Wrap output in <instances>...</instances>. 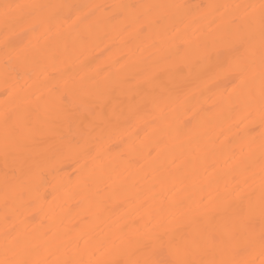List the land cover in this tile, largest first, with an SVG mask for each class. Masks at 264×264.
Segmentation results:
<instances>
[{
    "label": "bare ground",
    "instance_id": "1",
    "mask_svg": "<svg viewBox=\"0 0 264 264\" xmlns=\"http://www.w3.org/2000/svg\"><path fill=\"white\" fill-rule=\"evenodd\" d=\"M5 3L188 8L175 22L178 34L174 25L128 30V20H108L121 10L84 8L81 16L91 18L79 26L58 21L32 36L39 56L24 65L6 59L0 23V257L6 231L15 228L40 247L54 235H87L93 245L107 244L109 251L93 256L90 247L85 259L124 261L128 256L118 238L124 233L116 225L126 230L139 226L162 198L196 208L201 197L215 199L226 194V187L231 190L235 162L230 157L247 156L248 144L252 138L258 141L264 129L258 121L245 129L238 109L222 102L226 88L217 85L195 41L209 38L216 27L208 5L259 0H0ZM154 41L162 42L156 47ZM84 65L89 75L106 69V80L91 81L88 92L79 87ZM255 86L258 91V77ZM10 89L15 94L9 98ZM61 97H67L62 105L50 107L49 101ZM185 98L187 107L181 106ZM133 103L145 107L136 111ZM5 109L27 128L38 129L7 162L2 148ZM65 111L72 113L71 122L63 118ZM84 141L87 152L77 147ZM253 148L258 174V143ZM255 227L258 234V208ZM237 258L259 264L264 256L257 242Z\"/></svg>",
    "mask_w": 264,
    "mask_h": 264
},
{
    "label": "snow or ice",
    "instance_id": "2",
    "mask_svg": "<svg viewBox=\"0 0 264 264\" xmlns=\"http://www.w3.org/2000/svg\"><path fill=\"white\" fill-rule=\"evenodd\" d=\"M84 8L121 10L108 17L111 21L128 20V30L139 26L140 32L154 30L165 25H174L182 11L188 8L184 4H140V5H68L44 3H5L0 5V23L4 25L2 48L6 59L18 65L35 62L39 56L33 46L32 36L44 30H51L58 21H67L79 26L91 17H82ZM207 8L216 16V27L209 38L195 45L204 51V60L210 64L218 86L224 85L222 102L238 109L239 123L247 129L257 121L264 129V0L258 4H213ZM129 10H132L129 12ZM95 13H92L94 15ZM27 23L29 27H23ZM90 33L84 35L87 43ZM162 41H154L159 47ZM83 66L84 75L79 81L80 90L88 92L90 82L98 84L106 80L104 70L91 75ZM259 78V89L256 80ZM154 78V77H153ZM225 82H228L225 85ZM230 88V91L227 89ZM15 89L6 92L9 98ZM67 97L49 101L55 108L62 105ZM154 106L155 102L153 101ZM185 98L181 106L187 107ZM145 105L133 103L131 108L141 111ZM69 122L73 115L62 112ZM4 135L2 148L5 160L15 157L24 144L37 133L36 128H27L18 118H13L7 109L2 113ZM183 129H178L182 132ZM258 143L259 173L255 171L253 145ZM84 152L89 149L87 141L77 145ZM248 155L234 153L233 180L231 190L215 199L209 196L200 198L199 206L193 208L181 200L161 199L154 213L139 226L135 224L125 229L116 225L123 251L128 258L120 260L85 259L90 247H94L93 256H103L109 251L107 244L93 245L87 235L73 237L52 236L43 247L37 246L22 230L9 229L5 233V244L0 264H254L251 260L238 259L242 251L257 242L264 256V131L259 140L252 138L247 146ZM258 179L259 195H255ZM259 211L260 227L257 234L255 221ZM143 220V217H141ZM187 221V222H185ZM195 225L193 232L186 231ZM48 237V233H45ZM112 247H115L113 242ZM171 255L174 259H168ZM51 257H55L54 259ZM259 264H264L261 259Z\"/></svg>",
    "mask_w": 264,
    "mask_h": 264
}]
</instances>
